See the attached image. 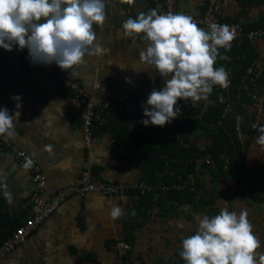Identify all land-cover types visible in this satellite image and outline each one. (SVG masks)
<instances>
[{
    "label": "crops",
    "instance_id": "obj_1",
    "mask_svg": "<svg viewBox=\"0 0 264 264\" xmlns=\"http://www.w3.org/2000/svg\"><path fill=\"white\" fill-rule=\"evenodd\" d=\"M174 1L177 13L191 16H198L206 6V0ZM215 5L223 22L240 23L244 29L258 27L264 20V0H215ZM150 9L148 0L107 6L104 25H94L98 41L107 52L102 56L86 55L83 64L69 72L55 63H32L26 48L14 47L11 52L0 48V108L14 112L15 101L11 98L22 97L16 135L9 140L27 155L36 153L33 159L45 180L44 198L75 184L87 163L92 173L104 181L132 183L142 178L143 162L131 155L132 141L124 134L96 126V139L85 149L79 121L70 116L65 95L66 82L77 81L86 94L116 103L130 100L138 109L154 88L159 90L164 86L170 76L163 78L151 66L140 62L139 53L147 46L142 34L127 37L122 28L127 18H135ZM245 47L253 65L251 74L264 73V38L246 41ZM249 92L264 97V85L253 87ZM214 99L213 90L206 101L199 102L200 112L195 116L205 113L210 108L206 102ZM248 99L251 103L244 105L234 98L229 117L241 116L239 126L242 119L249 117L246 127L251 121L264 126V106L258 112L254 102ZM107 117L110 127L115 129L123 122H119L123 118L119 113L110 111ZM132 130L142 135L140 128ZM259 135L252 133L248 138L241 135L238 139L232 154L237 177L232 174L228 179L215 181L206 170L196 174L197 196L193 202L211 193L212 206L218 212L224 207L237 213L246 209L262 245L258 251H264V146L256 143ZM206 140L199 132L193 142L207 143ZM47 145H51V153L45 150ZM0 172L6 177L5 183L12 194L9 203L0 188L1 244L14 228L30 217L26 201L32 188L29 173L4 156L1 149ZM239 178L251 200L246 197ZM130 193L70 196L24 243L0 259V264H162L178 252L184 238L195 234L198 229L195 217H203L209 210L197 203L192 207L175 200L146 210L134 203ZM112 205L119 206L125 214L113 220L109 215ZM119 243L128 244L129 250L119 249Z\"/></svg>",
    "mask_w": 264,
    "mask_h": 264
},
{
    "label": "clouds",
    "instance_id": "obj_2",
    "mask_svg": "<svg viewBox=\"0 0 264 264\" xmlns=\"http://www.w3.org/2000/svg\"><path fill=\"white\" fill-rule=\"evenodd\" d=\"M121 2L132 5L135 0ZM106 20L105 0H0V48L9 52L14 47L26 48L32 63H55L69 72L83 64L86 55L102 56L107 52L94 27L103 26ZM122 28L125 36L142 34L147 41L139 53L140 62L163 78L170 76L162 88L151 91L142 105L146 119L141 123L145 127L171 123L181 115L178 101H206L214 86L229 87V72L223 66L217 67L216 62L218 58L230 60L219 51L230 50L236 38L230 25L211 23L205 30L191 15L172 11L158 14L157 9H150L127 18ZM11 99L16 111L0 108V137L6 139L15 137L22 108L21 96ZM258 132L256 143L264 146V126ZM45 150L51 153V145ZM35 155L33 152L25 157L24 169L33 167ZM5 179L0 172V188L11 203ZM124 214L119 206H111L109 215L113 220ZM248 215L246 209L237 213L224 207L212 217H195L197 231L182 240L180 256L185 264H264V251H258L262 245Z\"/></svg>",
    "mask_w": 264,
    "mask_h": 264
},
{
    "label": "built area",
    "instance_id": "obj_3",
    "mask_svg": "<svg viewBox=\"0 0 264 264\" xmlns=\"http://www.w3.org/2000/svg\"><path fill=\"white\" fill-rule=\"evenodd\" d=\"M151 3L152 9H157L159 13H166L169 11H175L174 0H148ZM116 3H124L121 0H105V5L111 6ZM198 26L208 30V26L211 23L228 24L232 29L235 30L236 38L232 42V46L237 45L242 39L246 42L253 40H259L264 38V24L258 27L243 30L240 23H225L220 19L218 9L215 5V0H206L205 8L200 11L198 16H193ZM231 46V47H232ZM222 49V48H221ZM225 50V49H222ZM239 57H235L237 60ZM234 60V59H233ZM252 62L246 68V73L251 74ZM232 66H228L226 70L229 72L230 85L227 89L219 86H214L215 99L206 102L207 107H219L220 115L216 122V126H219L221 121L224 120L231 113V93L230 86L232 80ZM67 92L65 99L68 105L69 114L75 117L80 124L82 144L86 150H88L90 144L96 139L94 134V128L96 126L105 125L107 122L108 112L119 113L123 116L124 120L120 126L116 129L126 127L128 130L134 128H140L142 135L161 131L162 127L149 125L145 127L141 121L146 119L143 116L142 105L137 106L132 101L126 100L121 103H116L110 100H100L95 95H89L84 92L82 87L77 81L66 82ZM246 96L250 98L255 105L258 112H262L264 106V97L261 94L246 93ZM238 99V95L235 97ZM178 107L186 111H190L192 115H196L200 112L199 102L193 103L190 99L178 101ZM235 118V131L237 138L240 139L239 121L241 116H233ZM262 126L256 121L249 123L248 129L254 133H259L258 128ZM196 149L199 152L203 151V146L196 142ZM0 149L4 156L14 160L19 166L23 167L25 157L28 156L22 150L16 148L9 139L0 137ZM125 154V153H124ZM223 170L228 168V160L224 161ZM193 172H188L184 176L178 173H173L171 170L166 169L164 174L166 176H174L175 181L167 184L166 182H146L144 180H137L132 183H121V182H108L101 180L94 175L90 169V164H86L84 170L81 172L77 182L75 184L60 188L54 193L44 198L45 180L40 171L39 165L35 162L33 167L25 169L30 176L31 181V193L28 196L26 205L30 211V217L27 218L21 225L13 229V231L2 241L0 244V259L6 254L12 251L14 248L24 243L30 233L37 229V227L50 215L58 206L64 202L67 198L73 195H83L86 193H96L102 196H112L120 192H137L140 195L148 194L150 202H154L158 196H162L169 192H178L181 195L182 192L187 191L194 193L196 191V172L199 168L212 171L214 170V162L208 154L197 155L192 160ZM119 249L124 251L129 250V245L125 243L117 244ZM182 247L178 250V255L175 259L180 256Z\"/></svg>",
    "mask_w": 264,
    "mask_h": 264
},
{
    "label": "trees",
    "instance_id": "obj_4",
    "mask_svg": "<svg viewBox=\"0 0 264 264\" xmlns=\"http://www.w3.org/2000/svg\"><path fill=\"white\" fill-rule=\"evenodd\" d=\"M260 23V25L264 24V20ZM251 28L252 26L243 28V30ZM219 51L221 55L230 57V60H220L218 58L216 62L217 67L223 66L227 68L228 66H232L234 59L230 99L235 102L234 98L238 95L240 103L244 105L250 104L251 102L246 93L253 89V87H262L264 85V73L258 76L247 75L246 68L251 58L247 56L248 50L245 47L243 39L237 45L232 46L230 50L220 49ZM236 56L239 57L237 60H235ZM219 115V107H210L199 116H194L190 111L181 109V115L171 123L163 126L161 131H156L146 137H142L141 133L137 130H128L126 127L121 129H115L113 126L110 127L108 119L105 125L97 126V128L105 129L109 127L115 133L124 134L126 139L129 138L132 141V145L129 146V152L131 155H136L143 162L141 179L146 182H166L170 184L175 181V178L174 176H166L164 174L166 169L184 176L188 172H193L192 160L197 155L203 154H208L212 158L214 170L209 171V173L212 179L219 181L228 179L235 174L236 163L234 162V166H232L231 162L233 160V151L238 146V138L234 129V117L227 116L221 121L219 126H216L215 124L219 119ZM249 118L242 119L239 126L240 134L245 135L246 138L254 133L246 127V120ZM121 120L123 121L124 118H120L119 122ZM199 132L208 141L205 144L200 143L203 146L202 152L196 149L197 144L193 142L195 135ZM225 159L228 160V168L223 170ZM232 167L234 170H232ZM200 170L205 169L199 168L196 174ZM195 181L197 182V178ZM196 193L197 184L194 193L184 191L180 195L178 192H169L163 196H158L154 202H150L148 194L140 195L137 192H131L130 194L134 203H137L138 206H143L146 210L149 207H156L166 201L175 200L177 202L189 203L192 207H195V203L199 206H207L209 210L206 215L209 217L219 214L218 209L212 206L211 193L205 194L204 197L199 196L196 202H193L194 197L197 196ZM177 255L178 252H175L174 255H171L162 264H185V261L181 257L175 259Z\"/></svg>",
    "mask_w": 264,
    "mask_h": 264
},
{
    "label": "water",
    "instance_id": "obj_5",
    "mask_svg": "<svg viewBox=\"0 0 264 264\" xmlns=\"http://www.w3.org/2000/svg\"><path fill=\"white\" fill-rule=\"evenodd\" d=\"M258 18H259V17H257L256 19H258ZM197 142H198V141H197ZM203 144H205V143L203 142ZM231 164H232V166H234V161H233V160H232ZM232 170H234L233 167H232ZM234 177H237V175L235 174ZM239 179H240V181L242 180L241 178H239ZM241 184H242L243 191H244L246 197H247L249 200H251L250 197H249V195H248V192H247V189H246V187H245V184H244L242 181H241ZM252 202H253V201H252ZM253 203H256V202H253Z\"/></svg>",
    "mask_w": 264,
    "mask_h": 264
}]
</instances>
